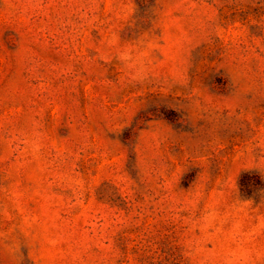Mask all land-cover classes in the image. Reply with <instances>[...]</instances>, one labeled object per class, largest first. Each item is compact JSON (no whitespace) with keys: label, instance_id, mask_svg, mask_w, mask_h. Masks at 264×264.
I'll return each mask as SVG.
<instances>
[{"label":"rangeland","instance_id":"1","mask_svg":"<svg viewBox=\"0 0 264 264\" xmlns=\"http://www.w3.org/2000/svg\"><path fill=\"white\" fill-rule=\"evenodd\" d=\"M0 264H264V0H0Z\"/></svg>","mask_w":264,"mask_h":264}]
</instances>
